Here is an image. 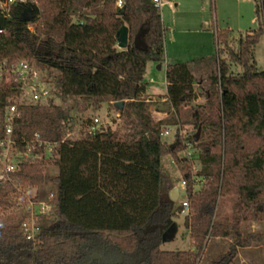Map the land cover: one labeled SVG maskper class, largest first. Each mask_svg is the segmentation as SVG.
<instances>
[{"label": "trees", "instance_id": "trees-1", "mask_svg": "<svg viewBox=\"0 0 264 264\" xmlns=\"http://www.w3.org/2000/svg\"><path fill=\"white\" fill-rule=\"evenodd\" d=\"M38 8L28 17L21 1L8 15L0 8V57L57 69L64 95L124 103L116 128L92 130L89 119L82 133L70 136L64 103L20 104L15 137L33 140L39 133L57 141L58 151L24 161L9 180L0 181V264H233L241 248L264 243V70L255 57L264 35V0L257 1L259 29L239 39L231 29L218 30L222 46L199 61L205 75L199 87L190 62L168 64L174 112L161 119L148 107L145 80L149 59L166 57L167 26L153 0H124L121 7L118 0H39ZM124 24L130 28L127 48L118 45ZM140 33L147 50L135 46ZM233 62L243 71L236 73ZM18 84L0 82L2 126L7 106L20 93ZM200 96L206 104L192 108ZM179 124L201 132L191 137L199 147L197 170L180 154V135L174 147L163 138L166 127ZM166 154L174 155L188 200L197 208L184 221L195 248L161 245L157 229L169 218L173 187L163 164ZM37 186L46 189L53 208L38 215L39 232L30 238L25 204ZM31 197L42 199L39 193ZM158 216L161 224L147 231ZM254 221L261 227L252 228ZM216 240L226 250L208 257ZM105 248L122 255L121 261L90 259Z\"/></svg>", "mask_w": 264, "mask_h": 264}, {"label": "rangeland", "instance_id": "rangeland-1", "mask_svg": "<svg viewBox=\"0 0 264 264\" xmlns=\"http://www.w3.org/2000/svg\"><path fill=\"white\" fill-rule=\"evenodd\" d=\"M257 1L258 0H168L167 3L163 4V22L167 26L165 34L166 57L163 61L149 59L145 75V80L148 82V100L152 102L148 107L153 113L159 111L165 117L169 115L166 112L173 108H169V99L165 100L168 94L166 77L168 64L174 61L190 62L197 75L196 87H199V84L205 79L204 73L199 69L201 59L216 54L218 52V46H222V42L219 43L218 40L219 29H231L233 34L239 39L245 36L249 30L260 28ZM235 46H238V43H236ZM226 55L225 53L224 56ZM255 57L257 59L258 69L264 70V35L261 36L259 43L255 47ZM232 68L236 73L243 71V67L235 62L232 63ZM36 79L40 86L44 85L50 87L52 90V99L48 103H64L67 106V136L79 135L82 133L83 129L86 128L85 123H88L89 119L93 121V124L97 125V128L109 126L114 128L117 127L120 115V101L109 99L103 102H91L79 96L64 95L61 90L59 71L57 69H39ZM152 95L156 96L151 98L150 96ZM160 102L164 104L162 110L157 109V105H160ZM205 102V96H200L191 106L192 108H198L204 106L206 104ZM96 118H98V121ZM170 126L172 127L170 132L168 134H163L164 140H166L168 144L176 143L178 137L177 133L180 131V136L182 137V144H178L180 146V154H186L189 162L193 166V171L197 170L201 167L198 158L199 147H197L196 143L191 139V137L198 132L197 128L191 124ZM163 164L172 176L171 185L173 187L179 185L181 194L178 199H173L171 195L168 198L172 203L169 206V218L164 225H161L160 228L157 229L159 237L161 238V245L168 249L195 248L193 245L195 242L192 239L190 230L184 223L186 215L179 210V206L186 203L188 200L184 176L173 154L164 155ZM199 179L203 178L201 177ZM45 191V188L37 186L32 188L30 192L32 196L39 193L42 195V199L39 198L37 201L41 200L46 202L47 195L44 196L46 193ZM49 206L53 208V203H49ZM167 209L168 208L165 209V213ZM162 211L161 209L159 212L164 215ZM159 216L145 228L147 231L156 229L158 226L156 222L161 224L163 216H161V219ZM28 219L29 217L26 220ZM28 221L36 223L33 220ZM173 224L176 225L175 234L171 238L162 239L164 231ZM262 224L263 227L261 229H264V222ZM251 227L254 229L260 228L261 224L260 222L254 221ZM222 244L223 242L219 240H216L214 244L211 241L206 255L210 257L212 254L219 253L223 248H226H221ZM107 254L108 256L113 255L112 257L114 259L122 257V255L117 252H111L110 249L107 251ZM97 255H100V257L98 258ZM94 258L106 261V248L104 251L92 254L90 259ZM233 264H264V243L240 249V253Z\"/></svg>", "mask_w": 264, "mask_h": 264}, {"label": "built area", "instance_id": "built-area-1", "mask_svg": "<svg viewBox=\"0 0 264 264\" xmlns=\"http://www.w3.org/2000/svg\"><path fill=\"white\" fill-rule=\"evenodd\" d=\"M16 1H21L26 7L38 6L39 0H0V8L8 15L11 12L12 6ZM161 10L163 4L168 0H153ZM124 0H118V5L121 7ZM33 28V26H31ZM3 31V29H0ZM41 69L38 65L29 59L12 60L8 58L0 57V82L9 81L15 79L19 84V95L12 98L11 102L6 108L5 121L0 124V181H7L11 177V173L17 171L24 161H38L42 159H48L58 151L57 141H50L40 137L38 133L35 139L30 140L24 138L23 140L17 139L14 135V125L17 117L21 115L20 104L22 103H41L46 104L52 99V90L50 87L39 85L37 81L38 70ZM43 70V69H42ZM154 116L157 119L164 117L162 113L156 111ZM98 121V118H96ZM92 130L97 129L96 124H92L90 127ZM172 127L168 126L164 130L163 134H168ZM186 187V181L184 180ZM30 194L27 203L25 204L26 210L30 212L28 220H33L36 223L25 220L24 227L28 232V236L34 238L39 232V226L37 224V217L40 213L51 211L52 207L49 206L48 200L35 201ZM184 208L182 213L195 214L197 208L191 205L189 200L183 204ZM49 206V207H48Z\"/></svg>", "mask_w": 264, "mask_h": 264}, {"label": "water", "instance_id": "water-1", "mask_svg": "<svg viewBox=\"0 0 264 264\" xmlns=\"http://www.w3.org/2000/svg\"><path fill=\"white\" fill-rule=\"evenodd\" d=\"M36 10H39L38 6H35V7H27V10L25 11L27 17L28 15H33L34 12ZM118 45L121 47V48H127L129 45H130V28H129V25L127 24H124L120 31H119V36H118ZM135 46L140 48V49H144V50H147L149 48V45L148 43L145 41L144 39V34L143 33H140L136 38H135ZM161 66V65H160ZM124 103V100H120V104H123ZM158 110H161V106L159 105L157 107ZM199 132H198V135L197 137H199ZM177 135L179 136L180 135V131H178ZM176 143H173L171 146L174 147ZM171 197L173 199H178L180 197V186L179 185H176L172 188L171 190ZM175 231H176V225L173 224L171 225L166 231H164L163 233V239H168V238H171L174 234H175ZM98 258L100 257V255H97ZM121 258L122 257H118L117 261H121Z\"/></svg>", "mask_w": 264, "mask_h": 264}, {"label": "crops", "instance_id": "crops-1", "mask_svg": "<svg viewBox=\"0 0 264 264\" xmlns=\"http://www.w3.org/2000/svg\"><path fill=\"white\" fill-rule=\"evenodd\" d=\"M165 10V9H164ZM163 16V15H162ZM161 67V66H160ZM156 95H152V96H150L151 98H153V97H155ZM169 98H168V96L167 97H165V100H168ZM160 105H161V110H162V107H164V104L163 103H161L160 102ZM159 105H157V107H158ZM172 111H174V108H172L170 111H167L166 113L167 114H170ZM180 194H181V189H180ZM242 249V248H241Z\"/></svg>", "mask_w": 264, "mask_h": 264}, {"label": "flooded vegetation", "instance_id": "flooded-vegetation-1", "mask_svg": "<svg viewBox=\"0 0 264 264\" xmlns=\"http://www.w3.org/2000/svg\"><path fill=\"white\" fill-rule=\"evenodd\" d=\"M112 256H113V255H111V256L109 255V256H108V254H107V248H106V262H109V263H110V262H113L114 260L117 261V258H118V257H117L116 259H114ZM107 259H109V260H107Z\"/></svg>", "mask_w": 264, "mask_h": 264}]
</instances>
